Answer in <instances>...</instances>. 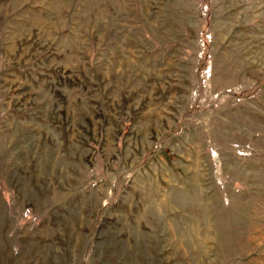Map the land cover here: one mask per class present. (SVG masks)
Here are the masks:
<instances>
[{"label":"rangeland","instance_id":"rangeland-1","mask_svg":"<svg viewBox=\"0 0 264 264\" xmlns=\"http://www.w3.org/2000/svg\"><path fill=\"white\" fill-rule=\"evenodd\" d=\"M0 264H264V0H0Z\"/></svg>","mask_w":264,"mask_h":264}]
</instances>
